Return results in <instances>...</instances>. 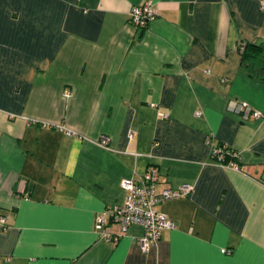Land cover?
Returning <instances> with one entry per match:
<instances>
[{
	"label": "crops",
	"instance_id": "crops-1",
	"mask_svg": "<svg viewBox=\"0 0 264 264\" xmlns=\"http://www.w3.org/2000/svg\"><path fill=\"white\" fill-rule=\"evenodd\" d=\"M144 1L0 0V264H264V78L240 52L264 42L260 0H150L136 28ZM151 166L157 192L193 187L157 206L175 228L149 252L142 225L100 238Z\"/></svg>",
	"mask_w": 264,
	"mask_h": 264
},
{
	"label": "built area",
	"instance_id": "built-area-1",
	"mask_svg": "<svg viewBox=\"0 0 264 264\" xmlns=\"http://www.w3.org/2000/svg\"><path fill=\"white\" fill-rule=\"evenodd\" d=\"M261 11H264V0H260L259 5ZM157 10L150 0L141 4L134 5L130 9V17L132 24L136 28H143L154 18H156ZM229 109L247 120L251 117H262L261 112L252 108L244 101L229 102ZM100 145L106 146L108 138L103 136L99 141ZM232 154L233 160L225 165L231 166L236 170H241L238 163V153L234 150H228L224 146L219 145L213 149V153L217 156V160H221L223 153ZM159 170L157 167L151 166L138 181L127 178L123 179L122 188L126 191V197L121 204H116L105 208L103 212L96 215L95 228L98 236L107 240H117L118 234L113 235L109 230V225L118 224L121 226V233L125 232L129 225L136 224L144 227V234L137 240L139 248L144 252H149L152 246L156 245L160 233L163 229H174L176 224L165 213L158 211V204L165 200L179 198L189 194L193 187L190 183L184 182L178 187L165 188L162 192H157L155 186L159 180ZM4 217L0 216V225L4 227ZM227 253L230 251L226 250Z\"/></svg>",
	"mask_w": 264,
	"mask_h": 264
},
{
	"label": "trees",
	"instance_id": "trees-1",
	"mask_svg": "<svg viewBox=\"0 0 264 264\" xmlns=\"http://www.w3.org/2000/svg\"><path fill=\"white\" fill-rule=\"evenodd\" d=\"M242 67L248 71L251 75L259 78H264V42L251 43L248 42L244 45V48H240ZM217 160V156H214ZM233 160V156L230 152H224L223 157L219 160L222 164H226Z\"/></svg>",
	"mask_w": 264,
	"mask_h": 264
}]
</instances>
